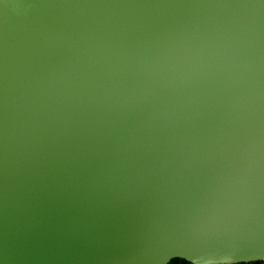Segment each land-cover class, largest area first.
<instances>
[{
    "label": "clouds",
    "instance_id": "1",
    "mask_svg": "<svg viewBox=\"0 0 264 264\" xmlns=\"http://www.w3.org/2000/svg\"><path fill=\"white\" fill-rule=\"evenodd\" d=\"M264 264V0H0V264Z\"/></svg>",
    "mask_w": 264,
    "mask_h": 264
},
{
    "label": "trees",
    "instance_id": "2",
    "mask_svg": "<svg viewBox=\"0 0 264 264\" xmlns=\"http://www.w3.org/2000/svg\"><path fill=\"white\" fill-rule=\"evenodd\" d=\"M173 264H184V262H181L180 260H176L172 262ZM256 264H261V262H256Z\"/></svg>",
    "mask_w": 264,
    "mask_h": 264
},
{
    "label": "flooded vegetation",
    "instance_id": "3",
    "mask_svg": "<svg viewBox=\"0 0 264 264\" xmlns=\"http://www.w3.org/2000/svg\"><path fill=\"white\" fill-rule=\"evenodd\" d=\"M172 263V262H171ZM173 264V263H172Z\"/></svg>",
    "mask_w": 264,
    "mask_h": 264
},
{
    "label": "rangeland",
    "instance_id": "4",
    "mask_svg": "<svg viewBox=\"0 0 264 264\" xmlns=\"http://www.w3.org/2000/svg\"><path fill=\"white\" fill-rule=\"evenodd\" d=\"M172 264V263H171Z\"/></svg>",
    "mask_w": 264,
    "mask_h": 264
},
{
    "label": "water",
    "instance_id": "5",
    "mask_svg": "<svg viewBox=\"0 0 264 264\" xmlns=\"http://www.w3.org/2000/svg\"><path fill=\"white\" fill-rule=\"evenodd\" d=\"M173 262V261H172Z\"/></svg>",
    "mask_w": 264,
    "mask_h": 264
}]
</instances>
